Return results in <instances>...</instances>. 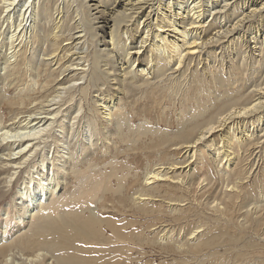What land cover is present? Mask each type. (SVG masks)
Returning <instances> with one entry per match:
<instances>
[{
  "label": "bare ground",
  "instance_id": "6f19581e",
  "mask_svg": "<svg viewBox=\"0 0 264 264\" xmlns=\"http://www.w3.org/2000/svg\"><path fill=\"white\" fill-rule=\"evenodd\" d=\"M121 1H122L121 3L119 2V0L108 1L110 2V5H113V4L116 5L114 6L115 8L117 6L120 7V11L118 12L111 11L108 13L109 20L114 18L116 20L119 19L120 21H117L116 23L117 29H116L115 34L113 33L112 29L110 30V32H108L109 41L105 43V49L110 50L109 53L111 52L112 55L117 50V47H118V50L121 51L120 55H122V57L119 59V65H120L119 67L122 70V73L125 71V73H123L122 75L120 74L121 80L123 81L124 79H122V77H125L128 75L129 77L127 78H130V77L135 78L137 76L145 78L147 75H150L149 78L146 77L144 81L142 80L143 84L149 85L150 80H151V83L152 81L153 82L157 81L155 85L156 87H160L161 83L166 80L167 82L169 81L168 82L169 84L170 82L171 83L173 82L174 84L173 86L174 87L177 86L178 87L177 89H179V91H181L179 88L180 86L178 85L179 82L177 81L179 80L178 79L179 77L172 78V76L175 73H177L179 70H181V72L183 73L184 68L188 67L189 62L190 63L194 62L196 58H199V56H201L199 54L201 52V49L204 48L206 45L211 44L210 42L213 39L217 41V40L224 39L227 36H230V41L228 43L235 42V47H236L238 44L236 43V40H235L236 38L234 39L233 35L236 32L237 26H239L242 22H244L243 20L247 18L246 14L243 15V13L242 14L237 13L236 12L237 7L233 6L235 8L229 14L232 17L231 19H229L230 26L226 28H224L225 26L218 27L217 24H214L215 21H211L210 24H208L207 26H204L205 20L204 18H202V15L203 13H207L208 10L206 9L204 11V6H202V3L200 2V0L199 1L198 0H170L166 4H164L161 0H156V1L154 0L155 3H153L151 0H121ZM245 1L246 0H244V2ZM37 2L39 1L38 0H0V36H2L3 38H4V34L5 36L7 35L9 36L8 37L9 44L8 42L7 44L10 47V48L8 47L9 53H7L5 57H2L4 61H3V67L0 69L3 71L8 67L11 68L10 72L13 71L14 74L16 75V78L14 79L13 83H16L17 87H21L25 85L28 87V88L26 87L27 90H20L19 91L20 93L18 94V96H14V98H12L11 96L10 99H7V108L10 109L11 111V112L9 111L10 117L7 122H4L3 116L0 114V207L4 205V207L0 209V212H2V215L0 217V225H2V222H3V226H0V232L1 233L5 232V229L7 228L6 224L9 222L17 223L18 228L22 226L21 227L22 229L23 226H25L24 224L28 225L29 224L28 221L35 219V223H33V227L31 229L27 230L26 232H20V234L16 238L10 239L7 242L3 241L6 238L0 241V264H35V263L37 264H154L152 259H153V252L155 250H158V252L165 257L172 256L176 253H182L184 250L185 251L183 253H186L188 255L193 254L196 256H200L203 253L208 252V254L211 253L210 255L211 260L209 264H218V263L221 264L220 261L218 262V259H217L218 256H214V255L219 254L217 249L223 248V247L232 248L235 244L238 243L239 237L235 235L236 230L243 233L244 236L250 234L251 238L248 239V241L246 242L247 245L246 244L245 245L247 249H251V250L255 249L257 239L264 237V204H263L264 202H262L263 205L258 204L259 206L258 205L255 206L254 202L256 199H258L259 196L255 193H250V192L244 193V190H243L244 187L242 185V182L240 181L241 179H239L240 177H239V172H238V170H241V168L239 169L236 168L237 162L235 161H237V159H240L239 157L240 153L242 152V150L245 149L246 144L251 140V136L255 135L254 128L252 129L251 134H248V131L245 130V128L247 127V124L250 123V125L252 126V124L258 123V125H262L261 121H264V88H261L262 86L261 83H257L253 85L246 84V81H247L246 77L248 75L249 77H251L252 75L255 76L257 73H259L258 69L261 70L260 76L258 78L264 79V74H263L264 72L263 70L264 51L259 50V53H261L260 55L261 57L258 59V61H255V57H253V54L250 55L248 53L246 65L237 67L233 63L232 68L230 66L226 67L227 70H231V72L227 75V77L226 75L224 77H220L218 75L213 76L208 73L210 75V82L207 81V84L208 83H210V85L213 84L215 88L217 89H220L221 87H223L228 91L229 89L231 90L233 89L230 87H233L235 84H237V86L234 89H237V90L239 89L240 91H243V89L247 87L250 89L249 92L253 95V97L247 99V96L245 94L243 95L239 93H236V94L234 93L235 97H231L230 96L231 93L229 91V94L224 98V100H221V102L218 103L219 108H217V110L211 115L206 116L202 111L198 110V111L193 112L190 116L186 118L184 115L186 112L184 111L185 113L183 114L184 115L183 119L185 117L186 120H183L184 122L181 128H179V130L177 131V133L174 135L173 138L171 137L172 139L170 140V144L172 143L173 146H176V148H178V151L182 153V156L186 159V161L182 160L181 163H175V164H167V163L160 164L161 162L158 160V162H160L158 165L159 167L155 170L154 169H152V171L150 170L148 173H146L145 178H143V181H144L143 185L146 188H140L138 191L133 193L131 197L129 196L127 197V195L126 196L122 195L123 197L117 200V204L113 206L110 204L112 206L111 207L112 210L116 209L114 208L115 206H120L122 207V212L124 211L123 208L125 210L129 209L131 213H134V216H141V218L145 217V218L150 219L151 223L146 225L144 229L140 228V225L138 223L137 226L132 227L129 230L126 227L132 226L133 223L131 222L126 223L127 221L125 223H121L120 221H116V219H114L112 216V211L108 210V208L104 206H102V212H99V213L94 211L95 208L93 209L90 206L91 204L90 205L87 204L90 209L87 213H85L84 209L83 211L80 210L81 211L80 212L76 208H73L71 210L68 209L69 210L68 211V210H57V207H56L55 210L52 211V209L48 207L49 198L53 195L58 194L57 193L58 182H56L57 179L55 180V177L57 176L56 172L60 168L58 166L61 164V162H65L64 160H67L68 158L67 155L70 154V153L68 154V152L62 151L64 149L61 148L62 145L61 143H59V135H64L65 133H67L66 135L67 137L69 136L74 137V135L76 134L81 135L82 139L84 138L85 141L88 140V143L90 144L93 133L89 126L85 127L86 126L85 125L83 127L82 125L83 124L82 121L84 122L87 121V117L83 113H80L85 106L82 107L80 104L81 102L75 105L69 103V102H72V98H74L73 93L69 92V90L71 89L70 85H68L70 86L69 87L70 89L68 88V86H66L67 87L66 88L62 82L63 88L61 89L59 88L60 89L59 92L55 91V94L53 92H50V93L47 92V94L45 93L46 95L39 96V97H37L36 94H34L33 96L26 95L27 92L30 93L32 91V89H30L29 87L33 85L32 84L33 81L30 83L29 86L25 84V82H23V76L27 73V71L24 70L23 68H25V66L30 67L32 64V61L30 58H26L24 54V50L22 51V49H19V47L17 46L20 45L23 39L24 41L29 40V39L36 40L35 35L34 36L32 35L33 37H30V30L33 29L32 21L35 18L34 17V11H35L34 7L37 4ZM42 2H40L41 6L43 4ZM45 2L46 1L44 0V3ZM47 3L49 4V2ZM56 3L57 2L54 0L53 5ZM58 5H60V3ZM64 5H67V4H64ZM109 7L111 6H108V8ZM252 7H254V5ZM41 8L42 7H40V9ZM58 9H60V7ZM55 10H57V6L55 7ZM105 12L107 11H104V13ZM255 12H256V9H252V13H255ZM39 13L41 15L43 12L39 11ZM56 13L58 12L56 11ZM48 15H50V18H51L52 16L51 13L50 14L48 13ZM48 15H46V17ZM62 15H63V11H62ZM66 15L68 16V14ZM43 16H45V14ZM81 16H84V15H81ZM85 17H86V14H85ZM55 28H58V27L56 26ZM74 29H77V26H75ZM212 31L214 32V34H212ZM47 33L49 32L47 31ZM54 33L56 35L58 34L57 31H55ZM79 33L80 32H76V36H77V39L75 38L76 40L80 38V36L78 37L77 35ZM27 34H29L28 37H27ZM55 34H54V37H55ZM37 37L39 36L37 35ZM58 39L60 38H57L56 36V38L53 40L54 43L53 44L49 43V44H52L51 45L52 48L51 50L49 49V53L45 54L47 67H48V64H50L49 60L55 58V54L57 53L58 49L61 47V46L58 47ZM5 40L6 39H4V41ZM43 40H46V39H43ZM16 41H18V43L14 45ZM30 41H33V40H30ZM36 41H38V39ZM127 41H129L128 44H127ZM1 43L2 42H0V50L2 49V45H4V42L2 44ZM44 44L45 43H43V45ZM45 50H48V49H45ZM249 50H250L249 48H244V52H248ZM61 52H63V50H61ZM254 52H256L255 48H254L253 53ZM238 53H240V51H238ZM1 55L2 54H0V56ZM65 55H63V57ZM100 58L101 56L100 57L94 56L93 59H91L92 60L91 63L98 66V64L100 63L99 61ZM63 59H65V57ZM254 61H255L256 66L255 65H254L255 67L252 65L250 66V64L253 63ZM80 62H83V61H80ZM64 64H66V62ZM73 65L72 67L77 66V65H74V66ZM80 67H81V64H80ZM91 68H94V67H91ZM51 69H53V67ZM68 71H74L73 75H76L75 77L72 76L73 78L71 77L72 80H78L79 79L78 77L85 73L83 72L82 68H75L71 70L68 69ZM133 71H134V74H132ZM13 72H12V75H13ZM104 73H106V71ZM167 73L169 75H167ZM220 73H222V68H221ZM65 74L62 75V79L64 78ZM37 75L40 76V74L38 73ZM28 77L29 78L31 77L30 74L28 75ZM52 77L50 75V79ZM97 78L102 79V76H99ZM192 78L194 82L193 84H196V86H198L197 83H199V87H196L197 92H198L200 88L203 87L201 84L202 82L200 83V81H197L195 79V76H192ZM62 79L61 80L56 79V81L58 80L59 84L57 82L56 83L58 85H61V81H63ZM27 81L28 80H26V82ZM64 81L67 82V80H64ZM127 81L130 82L131 80L130 81L127 80ZM132 82H135V81H131L130 84H133ZM252 83L250 82L249 84H252ZM117 84L119 83L117 82L116 86ZM72 87H74V85ZM135 87L138 88V85L137 86L135 85ZM152 87H154V85ZM125 88L127 89V87ZM16 89L18 90V88ZM126 89L124 90L123 88L122 90L127 91L128 89L127 90ZM139 89L140 88H138V90ZM80 91L83 92L82 89H80ZM148 91H150V89L149 90L146 89L145 92H148ZM151 91H152V88H151ZM151 94L153 93L151 92ZM161 94L163 93H160V95ZM156 95L157 93L154 94L155 97ZM62 96H65V97H62ZM4 97L5 96L0 95V110L2 106L1 100L4 99ZM100 99L101 100L98 102V109L99 111H102L100 112V115L102 116V121L108 120L107 122H110L109 119L114 116V115L112 116V109L113 108L115 109V107L111 105L112 99L105 98V97H102ZM187 99L189 98L186 96L184 100L186 101ZM63 100H64V103H62ZM190 104H193V103H191L190 101ZM63 106H65V108H63ZM187 108H189V112H190V109L193 110L196 107L187 106ZM116 109H117V104H116ZM174 109L175 108H173V111H175ZM71 110L76 112V116L74 115L75 117L72 118L73 123L69 124V127H66L64 126L63 123L69 119L71 115V112H70ZM180 112H181V109L179 112H177V114ZM166 113L168 114V112ZM60 115L61 117H59ZM178 115L180 116V114ZM160 118H161V115H160ZM118 119L120 118L118 117ZM164 119H165V116H164ZM96 120L101 121L100 119H96ZM175 120L176 119H174V121ZM158 122L161 123L160 121ZM144 123H147V122L146 121L143 122L142 127H144L145 125ZM150 123H148V125ZM163 124H165V122ZM124 126L125 125H123V127ZM262 126L264 128V125ZM259 128L260 127H258L257 129ZM144 129H146L147 134L148 132L150 133L151 128H149L148 126H145ZM157 131L159 132L160 130L156 129V132ZM153 132L155 133V131ZM153 132L151 133V136H154L152 135ZM108 134L109 133H107V135ZM139 134L142 135V133H139ZM214 134H217V136L216 135L215 136L217 138L218 137L220 138V142L212 139V137H214ZM122 136H125V135H122ZM103 137H105L104 134H103ZM77 138L79 137L77 136L76 139ZM48 139H50L51 141L50 140L48 141ZM252 140L254 141V138ZM69 141H72V140H69ZM139 142L141 141L139 140ZM76 143H79V141H76ZM161 145L162 143L160 142L158 144L155 143L154 145L150 147L152 149H158ZM126 148L129 149L130 147H126ZM208 148L212 150L211 153L214 158V163L216 164V165L215 164L213 165H215L214 168L216 167L217 173L220 174L221 171L225 173L227 170H229L230 175H232L233 177H236L235 179L236 182H234L231 185L230 190L228 189L226 190V188L229 187V184L227 181V185L225 186L224 191L215 193L211 199H206V202L211 200L209 201L210 204L205 203L203 200V196L208 191V189L211 187L208 182L206 183L204 187H201L202 192L201 193L199 192L200 195L198 197H193V200L190 198L193 202H196L198 207L205 205L208 211L210 210L213 215H217L215 217L216 219L215 218L214 219L216 220V222L219 223V225L213 226L212 230H208L207 223L209 221L203 222L202 220H198L196 225L194 226L189 225L188 218L190 217L191 219V217L197 216L198 213H195V211L198 210L199 208L196 209L195 207L192 208L191 206L190 208L185 209L184 206L188 202V199L186 197H176V193H175L176 187L178 188L177 184L178 183L183 184L184 180H186L185 177L189 178V185L188 184L185 185V190H187V192L185 193H189L190 191L189 186L191 187L192 185H194L193 183L194 174L191 173V170H192L191 168H193V166L191 167L190 163L187 164L186 166L184 165L186 164L188 160H191L195 162L196 164V161L200 158L199 156L200 150L201 149L207 150ZM254 151L255 150H253V152ZM117 152L119 153L118 150ZM150 153H151V150H150ZM64 155L66 156L64 157ZM142 155H143V152H142ZM148 155H149V152H148ZM161 156L164 157V155H161ZM173 156H170V157H172L173 159ZM135 159L137 158H134V160ZM145 160H146V157H145ZM168 160L169 162H171L170 161L171 159H168ZM70 161L72 162V160ZM173 161L174 160H172V162ZM219 165L222 167V169H220ZM106 166H107V162H106ZM182 166L184 167L181 168ZM112 167H114V165H112L111 168ZM156 167L157 166H155V168ZM210 167H211V162H210ZM184 168L187 169L185 172H184ZM92 169L93 167L89 166L87 169H85V173L92 171ZM115 170L116 169H112V171L110 170V174H107L106 176L104 175L105 177L99 180H94L89 177H86V179L82 180L83 186L81 185V188L79 189V191H76L75 189L76 193L75 194L72 193L71 199L75 200L77 197L87 198V196L89 195L88 198L93 199V201L95 200V203L98 202L100 200L97 197L98 193H101L102 195H104L105 193L111 190L110 186L112 185L110 181L114 177L115 179L117 177V175L113 177V173L111 172H114ZM177 170L179 171V174H184V175L182 177L180 175H173V174H176L173 172ZM197 170L199 171L201 169L198 168ZM145 171L146 170L144 169L143 172ZM201 176L203 177L204 175H201ZM122 180L121 178L119 179V181L117 180L118 182H116L115 185H118V186L120 185L119 186L120 188L125 189V184H124L125 182H122ZM205 181H207V179H204L202 181L200 180V182L196 181V183H199L196 186L201 185V183ZM152 184L153 185L156 184V186L153 188L150 186ZM164 184H168V186ZM172 184H175L174 187H170L172 186ZM148 186H150L151 188H147ZM167 187L169 189L164 190L165 192L159 191V189L167 188ZM185 190L182 189L183 192ZM160 193H163V194H160ZM263 199H264V196H263ZM74 200H71V201L74 202ZM155 202H159V204ZM161 204H165L168 207V209L163 210V207ZM114 211H116L117 214L122 213L120 210H118V208L117 210H114ZM170 213L171 214L176 213V214L173 216L172 215L170 216ZM108 215H111L112 217ZM198 217L196 219H198ZM11 219H13V221ZM170 222L172 225L178 226V228L177 227L176 229L173 228L170 225ZM145 230L149 232V234L146 236H145ZM231 232H233L234 235L231 234ZM1 233H0V238L2 236ZM145 249H150V252L146 253V251H144ZM15 254L19 256V258H17L19 259L18 262L14 261ZM45 255H48L49 258L48 259L47 257L45 258ZM245 256L246 254H242L241 257H245ZM257 257L258 258L256 259L258 260L259 264H264V260H263L264 250L263 249L261 250V253ZM46 261L48 262L46 263ZM161 264H164V263L161 262Z\"/></svg>",
  "mask_w": 264,
  "mask_h": 264
},
{
  "label": "rangeland",
  "instance_id": "374dc122",
  "mask_svg": "<svg viewBox=\"0 0 264 264\" xmlns=\"http://www.w3.org/2000/svg\"><path fill=\"white\" fill-rule=\"evenodd\" d=\"M38 1L39 2H37V4L34 7V10H35L34 11V17L35 18L32 21L33 29L30 30V37H33L35 35L36 36V40L38 39V41H36L34 39H29V40H25L24 41V39H23L22 42L20 43V45L17 46V47H19V49H22V51L24 50V54H25L26 58H30L31 61H32V64L30 66L31 68L30 67H26L25 65H23V66H25V68H23V69L27 71V73L23 76V82H25V84H27L29 86L30 83L33 81V83H32L33 85H31L29 87L30 89H32L31 92L29 91L31 93V95L28 92H27L26 95L33 96L34 94H36L37 97H39V96L46 95L47 92L48 93L53 92L55 94V91L59 92V90L61 88H63L62 87L63 86L62 82L65 85V87L70 85L71 89L69 88L70 86H68V88L71 91L69 89L68 90H69V92L73 93V97L74 98H72V102H69V103L75 105V104L81 102L80 103L81 106L82 107L85 106L87 108L86 109L84 107L83 110L80 112V113H83L87 117V121H85V122L82 121L83 122L82 125H83V127L85 125H86L85 127L89 126L91 128V130H92V133H93L90 144L88 143V140L85 141L84 138L82 139L81 135H77L76 134V135H74V137H71V136L67 137L66 136L67 133H65L64 135H59V143H61V145H62L61 148L64 149L62 151L68 152V154L69 153L70 154L67 155V157H68L67 160H64L65 162H61V164L58 166L60 168L57 170V172H56L57 176L55 177V180L57 179L56 182H58V190H57L58 194L53 195V196H51L49 198L48 207L50 209H52V211H54L56 207H57V210H68V209L71 210L73 208H76L79 211L80 210L83 211V209H84L85 213H87L90 210L89 206L87 204H89V205L91 204L90 206L93 209L94 208L96 209V210L94 209V211L99 213V212H102V206H104V207L108 208V210L112 211V216H113L114 219H116V221H120L121 223H125L126 221H127L126 223H129V222L133 223L132 226L126 227L127 229L130 230V228L137 226L138 223L140 225V228L144 229L146 227V225L151 223L149 218H145V217L141 218V216H134V213H131L129 211V209L125 210L123 208L124 211L122 212V207H120V206H115L114 207V208H116L114 210H117V208H118V210H120L122 212V213L117 214V212L112 210L111 207L113 205L117 204V200L120 199L121 197L126 196V195H127V197L128 196L131 197V195L133 193H135L136 191H138L140 188H146L143 185L144 184L143 178H145L146 173H148L150 170L152 171V169H154V170L157 169L159 167L158 165H159L160 162H161L160 164H163V163L175 164V163H181L182 160L186 161V159L182 156V153H180L178 151V148H176V146H173L172 143L170 144V140L174 137V135L177 133L179 128H181V126L183 125V122H184L183 120H186V118L188 116H190L193 112L200 110L206 116L213 114L217 110V108H219V104L218 103H220L221 100H224V98L229 94V91L231 93L230 94L231 97H235L236 93L243 94V95L245 94L247 96V99L253 97V95L249 92L250 89L247 88V87L244 88L243 91H240L239 89L238 90L234 89L237 86V84H235L233 87H230V88H233V89L232 90L229 89V91H228V90H226L223 87H221L220 89H217V88H215V86L213 84H211V85H210V83L207 84V81L210 82V75H213V76L214 75H218L220 77H224L226 75V77H227V75L231 72V70H227L226 67L230 66L232 68L233 63L237 67L238 66H242V65H246V63H247V54L248 53L250 55L253 54V57H255V61H258V59L261 57L260 56L261 53H259V50L260 51H264V36H263L264 35V0H262V1L261 0H248V1L246 0L245 2H244V0H240V2H239V0H200V2L202 3V6H204V11L206 9L208 10L207 13H203V15H202V18H204V20H205V22H204L205 25L204 26H207L208 24H210L211 21H215L214 24H217L218 27H220V26L224 27L225 26L224 28H226V27L230 26L229 19H231L232 17L229 14H230L231 11H233V9L235 7H237L236 8L237 9V11H236L237 13H240V14L243 13V15L246 14L247 18L243 20L244 22H242L239 26H237L236 32L233 35L234 39L236 38L235 39L236 43L238 44L236 47H235V42L228 43L230 41V36H227L226 38L221 39V40H217V41L215 39H213L210 42L211 44H208L204 48H202L204 50V52L201 49V52L199 53L201 56H199V58H196L194 62H191V63L189 62L188 67L184 68L183 73L181 72V70H179L177 73H175L172 76V78L179 77L178 78L179 80H177L179 83L178 82L177 83L180 86L179 88H180L181 91H179V89H177L178 88L177 86H175V87L173 86L174 85L173 82L172 83L170 82V84H169L168 83L169 81L167 82L166 80L161 83L160 87H156L155 84L157 83V81H154V82L152 81V83L154 85V87H152L153 85H152L150 79H148V80H150L149 81L150 82L149 85L147 84L148 86L146 84H143L144 79L146 77L149 78L150 75H147L145 78L137 76V77H135L136 79L132 78V77L127 78V77H129V75H128V76L122 77V79H124L123 81L121 80L120 74L122 75L123 73H125V71L122 73V70L119 67L120 66L119 65V59L122 57V55H120L121 51L118 50V47H117V50L112 55L111 52L109 53L110 50L105 49V43H107L109 41V39H108L109 33L108 32H110V30L112 29L113 33L115 34L116 33V29H117V24L116 23H117V21H120L119 19L116 20L114 18L109 20V16H108L109 12H111V11L112 12L120 11V7L119 6H117L115 8L114 6H116V5H114V4L110 5V2H108V1H112V0H100V1H98V0H65V1L64 0H60V1L59 0H55L57 3L54 4V5H53L54 0H50V1L49 0H45L46 1L45 3H44V0H38ZM97 1L100 4H98ZM151 1L153 3H155L156 0L155 1L151 0ZM161 1L164 4H166L170 0H164V1L161 0ZM40 2H42L44 4V6H43V4L41 6ZM47 2H49V4ZM119 2L121 3L122 1L119 0ZM119 2H118V4H119ZM59 3H60V5H58ZM259 3H260V5H259ZM64 4H67L68 6L64 5ZM253 5H254V7H252ZM56 6H57V10H55ZM108 6H111L112 8L111 7L108 8ZM233 6H235V7H233ZM40 7H42V8L40 9ZM44 7H45V9H44ZM46 7H47V9H46ZM59 7H60V9H58ZM113 8H115V9H113ZM74 9H75V11H74ZM85 9H86V11H85ZM252 9H256V12L252 13ZM65 10H66V12H65ZM39 11L43 12L45 14V16H43L44 15L43 13H42L43 15L42 14L40 15ZM46 11L49 14L51 13V15H52L51 18H50V15H48V13ZM56 11L58 13H56ZM62 11H63V15H62ZM104 11H107V12L104 13ZM36 12H38V13H36ZM66 14H68V16ZM85 14H86V17H85ZM46 15H48V16L46 17ZM81 15H84V16H81ZM57 17H58V19H57ZM52 18H53V20H52ZM241 18H242V16H241ZM104 20H105V22H104ZM82 21H84V22H82ZM57 22H59V23H57ZM53 24H55V25H53ZM84 24H86V25H84ZM56 26L59 29L55 28ZM75 26H77V29H74ZM204 28H206V27H204ZM238 28H240V29H238ZM54 30L57 31V33H58L57 35L54 33L55 32ZM47 31L49 33H47ZM44 32H46V33H44ZM76 32H80L79 34H77L78 37L80 36V38L78 40H76L77 39ZM50 34H52V35H50ZM54 34H55V37H54ZM212 34H214L213 31H212ZM28 35L29 34H27V37H28ZM37 35L39 37H37ZM49 35L51 36V38H50ZM48 36H49V38H48ZM56 36H57V38H60V39H58V47L59 46H61V47L59 48L60 50L58 49V51L56 53L57 55L55 54V58L49 60L50 64H48V67H47L45 54L49 53V49L51 50V48H52L51 45L54 43L53 40L56 38ZM0 37H1L0 38V42H2V43L4 42V45H2V49L0 50V54H2L0 56V66H1L0 68H2L3 67V61H4L2 59V57H5L6 54L9 53V48L10 47L8 45L9 44V39H8L9 36L8 35L5 36V34H4V38L2 36H0ZM42 37H43V39H46V40H43ZM4 39H6V40L4 41ZM30 40H33V41H30ZM7 42H8V44H7ZM38 42H39L40 45L38 44ZM46 42H47V44H46ZM128 42L129 41H127V44H128ZM17 43H18V41H16L14 43V45H16ZM31 43L33 44V46H32ZM43 43H45V44L43 45ZM49 43H52V44H49ZM65 47H66V49H65ZM244 48H249L250 50L248 52H244ZM254 48H255L256 52L253 53ZM45 49H48V50H45ZM61 50H63V52H61ZM246 50H248V49H246ZM66 51H68V52H66ZM95 51H96V53H95ZM238 51H240V53H238ZM202 52H203V54H202ZM65 53H66V55H65ZM63 55H65L64 56L65 59H63L64 58ZM72 56H73L74 59L72 58ZM94 56H99V57L101 56V58L99 59L100 63L98 64V66H96L95 64L91 63V61H92L91 59H93ZM55 59H57V60H55ZM79 60L83 61V62H80ZM84 60H86V61H84ZM115 60H116V62H115ZM52 61H54V62H52ZM72 61H74V62H72ZM255 61L253 62L254 64L251 63L250 66L251 65L252 66H254V65L256 66ZM65 62H66V64H64ZM56 63H58V64H56ZM70 63H72V64H70ZM105 63L107 64V66H106ZM73 64L77 65V66L75 67ZM80 64H81V67H80ZM72 65L74 67H72ZM102 65H103V67H102ZM49 67H50V69H49ZM52 67H53V69H51ZM91 67H94V68H91ZM8 68H6L3 71L0 69V95L5 96L4 99L1 100L2 106H1L0 114L3 116L4 122H7L9 117H10V113H9L10 109L7 108V99H10L11 96H12V98H14V96H18V94L20 93L19 92L20 90H27V88H28L26 85L25 86H21V87H17V84L13 83L14 79L16 78V75L14 74L13 71L10 72L11 68H9V69ZM75 68H82L83 72L86 73V74L84 73V74H82V75H80L78 77L79 79L81 78L80 80L79 79L78 80H72L71 79L72 76L75 77L76 75H73L74 71H68V69L71 70V69H75ZM221 68H222V73H220ZM34 69H36V70H34ZM62 69L64 70V72H63ZM65 69H66L67 72L65 71ZM56 70H57L58 73L56 72ZM263 70H264V67H263ZM103 71L104 72L106 71V73H104ZM12 72H13V75H12ZM258 72H259V73H257L258 75L254 74L255 76L252 75L251 77H249V75H248L246 77L247 78V81H246L247 85H253V84H257V83H261L262 86L264 85V83H263L264 79L263 78L262 79L258 78L260 76L261 70L258 69ZM28 73L31 76L30 78L28 77V75H29ZM37 73L40 74L41 77L38 76ZM63 73L64 74L66 73V74H65L64 78L62 79V75H64ZM168 73H167V75H169ZM132 74H134V71L132 72ZM263 74H264V72H263ZM50 75H51V77L53 76L51 79H50ZM190 75H191V77H190ZM99 76H102V79L97 78ZM116 76H117V78H116ZM192 76H195V79L197 81H200V83L202 82L201 84H202L203 87H201L198 92H197L196 87H199V83H197L198 86H196V84H193L194 82H193ZM256 76H257L258 79L256 78ZM246 78H244V79H246ZM56 79H58V80L62 79L63 80V81H61V85H58L59 83H58V80L56 81ZM26 80H28V81L26 82ZM64 80H67L68 84ZM127 80H129V81L131 80V81H135V82H132L133 84H130L131 81L128 82ZM69 81H70V83H69ZM71 81H72V83H71ZM117 82L119 84H117V86H116ZM250 82L251 83L253 82V83L249 84ZM42 83H44V84H42ZM54 83H55V85H54ZM167 83H168V85H167ZM134 84L136 86L138 85V88H140V89L138 90V88L135 87ZM73 85H74V87H72ZM182 85L183 86L185 85V86L183 87ZM262 86H261V88H264V86L263 87ZM15 87L18 88V90ZM115 87L116 88L118 87V88L116 89ZM125 87H127L128 90ZM72 88H73V90H72ZM123 88H124V90L126 89L127 91L122 90ZM151 88H152V91H151ZM80 89H82L83 92L80 91ZM118 89H119V91H118ZM146 89L147 90L150 89V91L145 92ZM160 90H162V91H160ZM168 90H170V91H168ZM175 90H177V91H175ZM37 91H39V92H37ZM117 91H118V93H117ZM178 91H179V93H178ZM247 91H248V93H247ZM151 92L153 94H151ZM180 92H181V94H180ZM155 93H157L156 97L154 96ZM160 93H163V94L160 95ZM173 93H175V94H173ZM81 94H83V95H81ZM105 94H107V95H105ZM157 96H158V98L160 96V98L158 99ZM186 96L189 99H187L185 101L184 99H185ZM62 97H65V96H62ZM102 97L112 99L111 105H113L115 107V109L114 108L112 109V116L113 115L114 116L109 119L110 122H107L108 120L102 121V116L100 115V112H102V111H99V109H98V102L101 100L100 98H102ZM191 97H193V98H191ZM94 98H96V99H94ZM182 98H184V99H182ZM163 99H165V100H163ZM181 99H182V101H181ZM64 100H63L62 103H64ZM157 101H158V103H157ZM164 101H165V103H164ZM190 101L193 104H190ZM180 102L181 103L183 102V103L181 104ZM211 102L212 103L214 102L213 105H212ZM154 103H155L156 106L154 105ZM116 104H117V109L118 110L116 109ZM187 106L196 107V108H194L193 110L190 109V112H191L190 113L189 112V108H187ZM63 108H65V106H63ZM173 108H175L174 109L175 111H173ZM203 108H204V110H203ZM177 109L179 111L181 109V112L178 113V114H180V116L177 114V112H179ZM133 111H134V113H133ZM70 112H71V115H70L69 119L66 120L63 123L64 126H66V127H69V124L73 123L72 118H74L76 116V112H74L73 110H71ZM161 112H162L163 115L161 114ZM166 112H168V114ZM169 113H170V115H169ZM125 114H126V116H125ZM183 114L186 117V118L184 117V119H183V116H184ZM61 115L59 117H61ZM160 115H161V118H160ZM174 115H176V116H174ZM164 116H165V119H164ZM118 117L120 119H118ZM116 118H117V120L119 122L116 120ZM142 118H144V119H142ZM96 119H100L101 121L96 120ZM163 119H164V121H163ZM174 119H176V120L174 121ZM142 121L143 122H145V121L147 122V123H144L145 124L144 127H142L143 126V124H142L143 122ZM158 121H160L161 123H159ZM101 122H103V123H101ZM104 122H105V124H104ZM114 122H115V124H114ZM164 122H165V124H163ZM261 122H262V125H264V121H261ZM148 123H150V124L148 125ZM173 124L175 126H177V127H175ZM123 125H125V126L123 127ZM257 125H258V123L252 124V126L250 125V123L247 124V127L245 128V130L248 131V134H251L252 133L251 131L254 128L255 135L251 136V140L254 138V141L252 140L253 141L252 142L250 140L246 144L245 149L242 150V152L240 151L241 152L240 156H239L240 159H237V161H235V162H237L236 168H238V169L241 168V170H238V172H239V177H240L239 179H241L240 181L242 182V185L244 187L243 188L244 193H249L250 192V193H255V194H257L259 196L258 199H256L255 202H254L255 206L258 205V204L259 205H263L264 204V203L262 204V202H264V199H263V196H264V128H263L262 125H258V126ZM145 126H148L149 128H151L150 129V133L148 132V134H147L146 129H144ZM261 126H262V128H261ZM258 127H260V128L257 129ZM123 128H124V130H126V131L128 130V131L127 132L124 131ZM156 129H158L160 131L156 132ZM138 130H140V131H138ZM99 131H100V133H99ZM131 131L132 132L134 131L135 133L134 132L132 133ZM151 131L152 132L155 131V133L153 132V134H152L154 136H151V133H152ZM101 132H102V134H101ZM128 132H130V133H128ZM257 132H259V133H257ZM107 133H109V134L107 135ZM139 133H142V135L139 134ZM156 133H157L158 136L156 135ZM103 134H104L105 137H103ZM120 135L121 136L125 135V136L121 137ZM215 135L217 136V134H214V137H212V139L217 140V141L220 142V138L219 137L217 138ZM77 136L79 138L76 139ZM106 136H108V137H106ZM99 139L100 140L103 139L104 141L103 140L100 141ZM108 139H110V140H108ZM49 140L50 139H48V141ZM69 140H72V141H69ZM139 140L141 142H139ZM76 141H79V143H76ZM138 142H139V144H138ZM160 142L162 143V145L158 149H152L150 147V146L154 145L155 143L158 144ZM101 143H102V145H101ZM126 147H130V148L127 149ZM142 147H143V149H142ZM117 150L119 151V153L117 152ZM150 150H151V153H150ZM253 150H255V151L253 152ZM147 151L149 152V155H148ZM211 151L212 150L209 149V148L207 150L206 149L205 150L201 149L200 153H199V156H200L201 159L199 158L196 161L197 165L195 164V162H193L191 160H188L189 162L187 161L186 164L184 165V166H186L187 164L190 163L191 167L193 166V168H191L192 169L191 173L194 174V182H193L194 185H192L191 187L189 186V190H190L189 193L190 194L189 193H185V192H187V190H185V185H187V184L189 185V178H187V177H185L186 180H184L183 184H180V183L177 184L178 188L176 187V192H175L176 193V197H186L188 199V202L184 206L185 209H188L191 206H192V208H194V207L196 209L199 208L198 210L195 209L196 210L195 213H198L197 216H193V217H191V219H190V217L188 218L189 225H192V226L196 225L198 220H202L203 222H208L209 221L207 223L208 224L207 225L208 226V230H212L213 226L219 225V223L216 222V220H215L216 219L215 217L217 215H213L210 210L208 211V209L205 207V205L198 207L196 202L192 201L193 197H198L200 195L199 192L200 193L202 192L201 187H204L206 185V183L208 182L211 187L208 189V191L203 196V200H204L205 203L210 204L209 201H211V200L206 202V199H211L215 193H219V192L224 191V188L227 185V181H228L229 187H227L226 190L227 189L230 190L231 189V185L234 182H236V180H235L236 177H233L232 175H230L229 170H227L225 173L223 171H221L220 174L217 173L216 167L214 168V166L216 164L214 163V158L212 156ZM142 152H143V155H142ZM178 152H179V154H178ZM160 154L164 155V157L161 156ZM147 155H148V157H147ZM180 155H181V157H180ZM65 156L66 155H64V157ZM170 156H173V159ZM145 157H146V160H145ZM168 157H170V158H168ZM134 158H137V159L134 160ZM243 158H244V160H243ZM128 159H129V161H128ZM168 159H171L170 160L171 162H169ZM70 160H72V162ZM158 160L160 162H158ZM172 160H174V161L172 162ZM73 161H74V163H73ZM109 161H110V163H109ZM92 162H94V163H92ZM96 162H98V163H96ZM106 162H107V166H106ZM210 162H211V167H210ZM132 164H133V166H132ZM213 164H215V165H213ZM109 165H110V167H109ZM112 165H114V167L111 168ZM146 165L149 166V167H147ZM154 165L157 166V167L155 168ZM89 166L93 167L92 171L85 173V169H87ZM129 166H131V167H129ZM179 166H181V165H179ZM184 166H182L181 168H183ZM197 167L199 169H201V170L198 171ZM219 167H220V169H222V167L220 165H219ZM245 168H246V170H245ZM112 169H116L115 170L116 172L114 171V172H111V173H113V177L115 175H117V177H116V179H115V177L113 179H111V181H110L111 185H112V186H110L111 190L109 192L105 193L106 195L105 194L102 195L101 193L97 194V197L101 201L99 200L98 202L95 203V200L93 201V199L88 198L89 195L87 196V198L86 197H77L75 199L76 201L74 199H71L72 193L75 194L76 191H79V189L81 188V185H82V180L86 179V177H89V178L94 179V180L103 179V177H105L107 174H110V170L112 171ZM144 169L146 170L145 172H143ZM186 170L187 169L184 168V172ZM131 173H132V175H131ZM173 173H176V174H173ZM173 173H172L173 175H180L181 177L184 175V174H179L178 170L173 172ZM247 173H249V174H247ZM201 175H204V176L202 177ZM228 175H229V177H228ZM206 177H208V178H206ZM120 178H121V180L123 178L122 182H125L124 183L125 184V189L124 188H120L119 187L120 185L119 186L115 185L116 182H118ZM204 179H207V181L201 183V185H199L200 187L196 186V185L199 184V183H196V181L200 182V180L202 181ZM110 182H109V184H110ZM175 184H172V186H170V187H174ZM164 185L168 186V184H164ZM150 186L154 188L156 186V184H154V185L152 184ZM150 186H148L147 188H151ZM181 188L183 190H185V191L183 192ZM190 188H192V189H190ZM199 188L201 189V191H200ZM75 189H76V191H75ZM168 189H169L168 187L167 188H162V189H159V191L165 192L164 190H168ZM160 194H163V193H160ZM192 195H194V196H192ZM209 195H210V197H209ZM100 197H102V198H100ZM259 198H261V199H259ZM71 200H74V202L71 201ZM155 203L159 204V202H155ZM161 205L163 207V210H167L168 209V207L165 204H161ZM3 207H4V205L1 206L0 209L3 208ZM209 213H210V215H209ZM175 214L174 213H172V214L170 213V216L171 215L173 216ZM1 215H2V212H0V217H1ZM108 216L112 217L111 215H108ZM106 217H107V215H106ZM197 217H198V219H196ZM11 220L13 221V219H11ZM234 221H235V219H234ZM193 222H195V223H193ZM28 223H29L28 225L24 224L25 226H23V228H22L23 230L21 229L22 226H20V225H19L20 227L18 228L17 223H13V222L7 223L6 224L7 228L5 229V232L4 233L0 232L2 234V236L0 238V241L6 238L3 241L7 242L10 239L16 238L20 234V232H26L27 230L31 229L33 227V223H35V219H32V220L28 221ZM170 225L173 228H175V229H176V227L178 228V226L172 225L171 222H170ZM0 226H3V222H2V225H0ZM19 230H21V231H19ZM146 231L147 230H145V236L149 234V232L148 231L146 232ZM229 234H230V232H229ZM231 234L234 235L233 232H231ZM235 235L239 237V241L232 248L223 247V248L217 249L219 254L214 255V256H218V258H217L218 262L220 261L221 264H259V262H258V260L256 258H258L257 256L261 253V250L262 249L264 250V237H261V238L257 239L255 249L251 250V249H247V247H246V245H247L246 242L248 241V239L251 238L250 234L244 236L243 233H241L240 231L236 230ZM150 237H151V235H150ZM234 248H236V249H234ZM245 249L248 250V251H246ZM144 251H146V253H149L150 249H145ZM182 253H176V254H174L172 256H166L165 257V256L161 255L158 252V250H155L153 252V259L152 260H153L154 264H161V262H163L164 264H173V263L174 264H209V262L211 260V258H210L211 253L208 254V252H205V253H203L200 256H196V255H193V254L188 255L186 253H183V254ZM242 254H246V256L245 257H241ZM14 257H15L14 261L18 262L19 259H17V258H19V256L17 254H15ZM46 257H47V259L49 258L48 255H45V258ZM178 259H179V261H178ZM47 262L48 261H46V263ZM35 264H37V263H35Z\"/></svg>",
  "mask_w": 264,
  "mask_h": 264
}]
</instances>
